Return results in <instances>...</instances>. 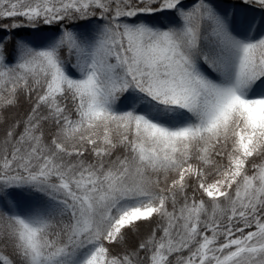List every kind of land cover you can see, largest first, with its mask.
Wrapping results in <instances>:
<instances>
[{"label": "snow or ice", "instance_id": "snow-or-ice-1", "mask_svg": "<svg viewBox=\"0 0 264 264\" xmlns=\"http://www.w3.org/2000/svg\"><path fill=\"white\" fill-rule=\"evenodd\" d=\"M0 264H264V0H0Z\"/></svg>", "mask_w": 264, "mask_h": 264}]
</instances>
